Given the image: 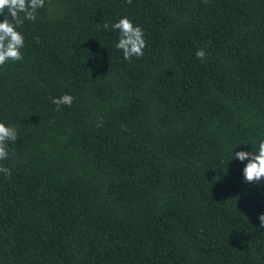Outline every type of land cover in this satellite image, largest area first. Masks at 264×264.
Returning <instances> with one entry per match:
<instances>
[{"label": "trees", "instance_id": "1", "mask_svg": "<svg viewBox=\"0 0 264 264\" xmlns=\"http://www.w3.org/2000/svg\"><path fill=\"white\" fill-rule=\"evenodd\" d=\"M119 14L145 30L132 62L97 27ZM23 31L0 264H264V183L225 151L264 134V0H46Z\"/></svg>", "mask_w": 264, "mask_h": 264}, {"label": "clouds", "instance_id": "2", "mask_svg": "<svg viewBox=\"0 0 264 264\" xmlns=\"http://www.w3.org/2000/svg\"><path fill=\"white\" fill-rule=\"evenodd\" d=\"M45 3L46 0H0V66L24 59L26 37L23 26L26 22L37 20L38 10L43 9ZM97 27L113 34L111 47L124 61L132 62L145 55V30L128 15H114L110 21L102 24L98 22ZM194 54L203 60L206 52L203 48H198ZM74 99L75 96L70 92H61L59 95L50 96L49 102L55 111H60L64 106L71 107ZM18 132L19 129L14 123L0 119V162L11 159L10 145L17 141ZM242 145L248 146L247 149L241 147L235 150ZM225 151L228 162L235 161L241 166L239 171L243 183L256 186L264 183V134L258 135L251 142L226 145ZM0 173L7 179L12 175V169L0 163ZM257 219L258 228L264 229V211L257 215Z\"/></svg>", "mask_w": 264, "mask_h": 264}]
</instances>
